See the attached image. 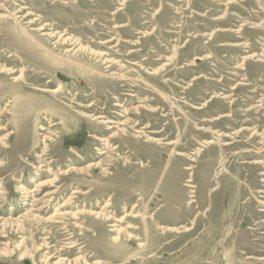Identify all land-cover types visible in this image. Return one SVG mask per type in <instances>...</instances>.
<instances>
[{
    "label": "rangeland",
    "instance_id": "obj_1",
    "mask_svg": "<svg viewBox=\"0 0 264 264\" xmlns=\"http://www.w3.org/2000/svg\"><path fill=\"white\" fill-rule=\"evenodd\" d=\"M0 264H264V0H0Z\"/></svg>",
    "mask_w": 264,
    "mask_h": 264
},
{
    "label": "bare ground",
    "instance_id": "obj_2",
    "mask_svg": "<svg viewBox=\"0 0 264 264\" xmlns=\"http://www.w3.org/2000/svg\"><path fill=\"white\" fill-rule=\"evenodd\" d=\"M98 216V215H97ZM161 227V226H160ZM162 228V227H161ZM167 230H170L169 228L167 229ZM119 233H120V231H119ZM121 237V236H120Z\"/></svg>",
    "mask_w": 264,
    "mask_h": 264
}]
</instances>
